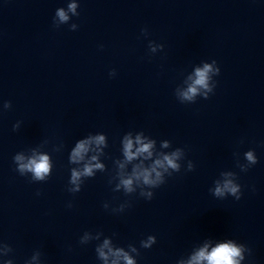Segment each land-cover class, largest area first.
Returning <instances> with one entry per match:
<instances>
[{
	"label": "clouds",
	"instance_id": "clouds-1",
	"mask_svg": "<svg viewBox=\"0 0 264 264\" xmlns=\"http://www.w3.org/2000/svg\"><path fill=\"white\" fill-rule=\"evenodd\" d=\"M59 15L61 16V19H66V17L64 16V13L62 11L59 13ZM208 70H209V66L206 65L205 69L203 71H198L199 79L197 80V84L206 86L205 81H206V73H207ZM189 91L194 94L196 90H195V88H193V89H190ZM99 140L102 141L103 137H100ZM127 147H128V149L131 148V142L128 143ZM149 147H150V145H143L139 149V151L140 152L147 151ZM81 150H85V145L83 143L78 145L75 155H79ZM129 158H131V153H129ZM44 159L45 158H42L41 162L31 161L28 165H23L22 164L20 167H21V169H24V168L27 167L29 170H31V171H33L35 173V176L38 179H43V173H45L47 171L46 163L43 162ZM166 159H168V158L166 157ZM248 159L249 160H253V157H252L251 153H248ZM168 163H169L170 166L175 167V165H174V163H173V161L171 159H168ZM85 173L86 174H91V168H86L85 169ZM78 175H79L78 173H73V179L75 180ZM145 182L146 183L149 182L148 178H147V175H145ZM124 183L127 186V185L131 184V181L130 180H126V181H124ZM230 190L233 193H235L237 191V188L231 187ZM219 191L220 190L217 189V192H219ZM237 254H238V252H237V250L235 248H233L230 251L228 247H221L220 250L215 253L214 259L228 260L229 256H235ZM126 259H127V257H126ZM128 264H132V262L129 260Z\"/></svg>",
	"mask_w": 264,
	"mask_h": 264
}]
</instances>
